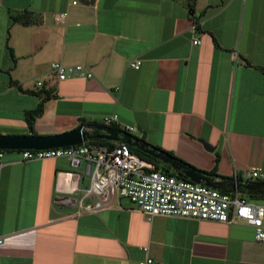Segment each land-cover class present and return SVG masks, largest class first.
<instances>
[{
    "label": "crops",
    "instance_id": "obj_1",
    "mask_svg": "<svg viewBox=\"0 0 264 264\" xmlns=\"http://www.w3.org/2000/svg\"><path fill=\"white\" fill-rule=\"evenodd\" d=\"M52 61L82 63L93 77L58 81ZM41 89L52 96L36 134L117 114L199 170L264 173V0H0V133H30L24 112ZM0 162V264H138L148 255L154 264H264V244L243 220H147L126 198L80 212L85 166L26 161L17 150Z\"/></svg>",
    "mask_w": 264,
    "mask_h": 264
},
{
    "label": "built area",
    "instance_id": "obj_2",
    "mask_svg": "<svg viewBox=\"0 0 264 264\" xmlns=\"http://www.w3.org/2000/svg\"><path fill=\"white\" fill-rule=\"evenodd\" d=\"M75 3V2H74ZM67 12L56 13L54 19L62 23ZM193 43H199L194 40ZM140 59L130 62L137 69ZM50 69L58 81L69 78H92V72L82 63L66 64L52 61ZM38 86L43 82L38 81ZM104 126H115L119 134H134L137 127L123 124L117 114L103 117ZM83 142L77 145L42 149H19L22 160H42L65 157L72 168L89 167L90 182L75 201L80 212H96L110 207L115 199L126 198L147 220L157 215L210 220L229 223L243 220L254 228V239L264 244V201H250L240 191H226L195 183L187 177L168 174L155 164L123 147ZM4 150H0V157ZM1 166V162H0ZM233 181L264 180L260 167H251L242 173L234 172ZM63 198V200H59ZM72 202L69 197H58L55 202ZM1 242V241H0ZM147 251V247H142ZM138 264H154L149 255Z\"/></svg>",
    "mask_w": 264,
    "mask_h": 264
},
{
    "label": "water",
    "instance_id": "obj_3",
    "mask_svg": "<svg viewBox=\"0 0 264 264\" xmlns=\"http://www.w3.org/2000/svg\"><path fill=\"white\" fill-rule=\"evenodd\" d=\"M91 130V127L85 124H79L74 129L51 135L0 133V150L64 147L81 144L94 138L112 141L121 140L124 144L136 147L142 152L160 160L163 164H168L173 170L180 171L185 177L195 183H202L209 187L219 188L226 191H234L242 188L247 194H264V183L236 182L233 180L225 181L213 178L168 154L162 153L154 147L148 146L140 141L139 138L133 137L130 134L121 135L118 131L102 127L97 128V130H101L102 133H92ZM89 167L90 165L86 166L88 170Z\"/></svg>",
    "mask_w": 264,
    "mask_h": 264
},
{
    "label": "trees",
    "instance_id": "obj_4",
    "mask_svg": "<svg viewBox=\"0 0 264 264\" xmlns=\"http://www.w3.org/2000/svg\"><path fill=\"white\" fill-rule=\"evenodd\" d=\"M21 17H15V20H20ZM12 56V59L14 60V56L11 54ZM14 82V81H13ZM29 92V91H28ZM36 94L40 97V101L39 103L37 104V106L35 108H32V109H29V110H26L24 112V120H25V123L27 125V128H28V131L32 134H36L34 132V122H35V119L40 116L43 112V104L44 102L49 99L51 96H52V92H51V89H41L39 90L38 92H36ZM89 126L92 128V133H98L99 130H97L98 127H102V128H106V129H110V130H115V131H120L119 129H117V127L115 126H104L102 123H98V122H91L89 123ZM131 136L133 137H136L132 134H130ZM138 138V137H136ZM140 141L144 142L145 144H147L148 146H151V147H154L155 149L161 151L162 153L164 154H168L170 155L171 157L175 158V159H178L180 160L179 158L175 157L170 151H166V150H163V149H160L159 147H156V146H153L149 143H147L146 141H144L143 139L139 138ZM88 143H91V144H98V145H105L107 146L108 148H112L114 146H116V142L115 141H112V140H105V139H99V138H94V139H90L87 141ZM123 147L126 148L127 150L131 151V152H134L135 154L139 155L140 157L148 160V161H151L152 163L155 164V167L157 169H160L168 174L172 173V174H176L177 176H181V177H185L180 171H176V170H173L168 164H162L161 165V161L160 160H157L155 159L154 157L142 152L141 150L137 149L136 147L134 146H129V145H126V144H123ZM181 162L185 163L184 161L180 160ZM187 164V163H185ZM189 165V164H187ZM191 166V165H189ZM192 168L206 174V175H209L213 178H216V177H220L217 173H216V165L209 171H203V170H199L193 166H191ZM222 178L221 180H225V181H232L233 179L230 178V177H220ZM250 182H253V183H264V180H255V181H250ZM238 191H240L242 194L246 195L249 199L251 200H259V201H264V194H247L246 191L242 188L238 189Z\"/></svg>",
    "mask_w": 264,
    "mask_h": 264
},
{
    "label": "rangeland",
    "instance_id": "obj_5",
    "mask_svg": "<svg viewBox=\"0 0 264 264\" xmlns=\"http://www.w3.org/2000/svg\"><path fill=\"white\" fill-rule=\"evenodd\" d=\"M132 135L136 136L135 133L132 134ZM162 164H163V163L161 162V165H162ZM164 165H165V164H164ZM250 181H251V180H250ZM244 197H245L246 199L250 200V201L260 202L259 200H251V199H249L246 195H244Z\"/></svg>",
    "mask_w": 264,
    "mask_h": 264
},
{
    "label": "flooded vegetation",
    "instance_id": "obj_6",
    "mask_svg": "<svg viewBox=\"0 0 264 264\" xmlns=\"http://www.w3.org/2000/svg\"><path fill=\"white\" fill-rule=\"evenodd\" d=\"M98 133H102V131L101 130H99V132Z\"/></svg>",
    "mask_w": 264,
    "mask_h": 264
}]
</instances>
